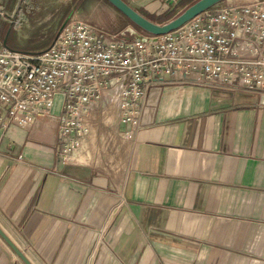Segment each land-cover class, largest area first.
Wrapping results in <instances>:
<instances>
[{
  "label": "crops",
  "instance_id": "crops-1",
  "mask_svg": "<svg viewBox=\"0 0 264 264\" xmlns=\"http://www.w3.org/2000/svg\"><path fill=\"white\" fill-rule=\"evenodd\" d=\"M159 1L131 6L149 15ZM59 112L57 97L53 117L0 126V228L31 264H264L257 94L164 77L149 85L132 138L105 104L67 162ZM99 137L130 143L119 172L93 165ZM0 264H25L1 236Z\"/></svg>",
  "mask_w": 264,
  "mask_h": 264
},
{
  "label": "built area",
  "instance_id": "built-area-1",
  "mask_svg": "<svg viewBox=\"0 0 264 264\" xmlns=\"http://www.w3.org/2000/svg\"><path fill=\"white\" fill-rule=\"evenodd\" d=\"M13 19L0 0V33L2 21ZM129 33L71 16L38 52L12 49L0 34V126L28 128L53 117L59 97V158L67 162L105 104L132 138L149 85L164 77L255 93L264 105V0H224L167 33Z\"/></svg>",
  "mask_w": 264,
  "mask_h": 264
},
{
  "label": "rangeland",
  "instance_id": "rangeland-1",
  "mask_svg": "<svg viewBox=\"0 0 264 264\" xmlns=\"http://www.w3.org/2000/svg\"><path fill=\"white\" fill-rule=\"evenodd\" d=\"M2 1L7 13L13 12L14 19L12 22L2 21L0 34L3 37L9 33L8 44H12L17 50L25 52H38L48 47L71 16L86 19L110 32H119L117 29H121L128 24L123 30H130L131 34H127L129 37L144 32L133 23H130L107 0ZM126 1L136 8H141L142 4L150 2V0ZM189 4L181 3L180 0H171L169 2L160 0L159 7L154 9L153 13L149 15L153 18H156L157 15L160 18L166 15L168 18L161 22L164 23L178 15ZM122 31L120 30V32ZM113 113L110 112L109 116L112 115L111 117H113ZM97 120H101V118L98 117ZM89 146L90 149L92 147L96 151L98 158V161L96 163L93 162V165L110 173H117L122 170L130 149V143L123 138H114L112 141L99 137L98 140L91 141Z\"/></svg>",
  "mask_w": 264,
  "mask_h": 264
},
{
  "label": "water",
  "instance_id": "water-1",
  "mask_svg": "<svg viewBox=\"0 0 264 264\" xmlns=\"http://www.w3.org/2000/svg\"><path fill=\"white\" fill-rule=\"evenodd\" d=\"M116 10L122 13L131 23L140 28L147 34L160 35L172 31L186 21L194 17L195 15L201 13L202 11L224 1V0H195L189 4L184 10H182L174 18L164 22L157 23L145 17L137 10H135L131 5H129L125 0H107ZM171 0H167L169 2ZM144 40V37L140 38ZM0 236L3 240L11 247V249L16 253V255L25 263L31 264L27 257L21 252L7 237V235L0 228Z\"/></svg>",
  "mask_w": 264,
  "mask_h": 264
},
{
  "label": "trees",
  "instance_id": "trees-1",
  "mask_svg": "<svg viewBox=\"0 0 264 264\" xmlns=\"http://www.w3.org/2000/svg\"><path fill=\"white\" fill-rule=\"evenodd\" d=\"M195 0H180L181 3H192ZM145 17L149 18L152 21H155L157 23H161L164 20H166L168 17H166V15H164L162 18L159 17V15L156 16V18L151 17L150 15H144ZM128 20V19H127ZM131 23V22H130ZM10 36L9 33L5 34L3 37L1 36V39L4 41L5 45H7L8 47L12 48V49H16L12 44L9 45L8 44V40H9ZM12 43V42H11ZM47 48V47H46ZM45 49V48H44ZM17 50V49H16ZM19 51H23V50H19ZM25 52V51H24Z\"/></svg>",
  "mask_w": 264,
  "mask_h": 264
},
{
  "label": "bare ground",
  "instance_id": "bare-ground-1",
  "mask_svg": "<svg viewBox=\"0 0 264 264\" xmlns=\"http://www.w3.org/2000/svg\"><path fill=\"white\" fill-rule=\"evenodd\" d=\"M117 116H118V114H117ZM85 144H86V142L83 141V142L81 143L80 147H79L77 150L74 151V153H75L76 151H79V150H80ZM74 153H72L71 155H69V156H68V159H72V155H73Z\"/></svg>",
  "mask_w": 264,
  "mask_h": 264
}]
</instances>
